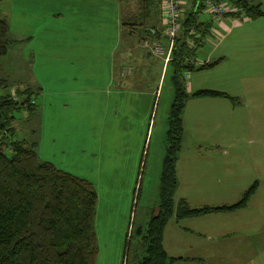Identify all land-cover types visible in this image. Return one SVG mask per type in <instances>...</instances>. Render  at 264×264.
<instances>
[{
	"label": "rangeland",
	"instance_id": "obj_1",
	"mask_svg": "<svg viewBox=\"0 0 264 264\" xmlns=\"http://www.w3.org/2000/svg\"><path fill=\"white\" fill-rule=\"evenodd\" d=\"M5 5L0 0V16L12 41L0 55V76L11 91L30 90L33 103L30 109L14 111L15 135L34 143L41 159L94 183V264H122L124 253L128 264H137L143 228L159 199V173L172 144L180 148L175 202L185 197L192 206L209 199L232 203L256 182L254 212L261 215L249 220L264 230L263 73L245 74L250 85L244 103L249 104L229 121L222 120L226 131L220 121L211 126L193 112L180 127L174 119L176 95L167 61L143 45L145 39L165 43L163 37L140 38L142 29L130 35L125 26L126 31L118 32L123 52H109L116 27L111 21L102 24L106 11L95 4L86 11L89 18L83 12L80 24L72 18L75 13L54 3H39L25 12L6 11ZM198 19L211 17L203 9ZM146 50L153 56L139 55ZM196 72L189 75L196 77ZM239 235L226 239L227 246ZM251 239L263 245L264 231Z\"/></svg>",
	"mask_w": 264,
	"mask_h": 264
},
{
	"label": "trees",
	"instance_id": "obj_2",
	"mask_svg": "<svg viewBox=\"0 0 264 264\" xmlns=\"http://www.w3.org/2000/svg\"><path fill=\"white\" fill-rule=\"evenodd\" d=\"M235 7V15L250 18L264 16V9L254 0H228ZM142 10L122 19L131 31L141 29L148 12L145 7L157 6L160 20V0H141ZM179 30L174 38L166 69L170 68L172 87L176 95L174 119L182 124V111L190 96H228L210 88L186 89L189 71L213 66L220 57L198 62L194 39L202 32L198 19L205 0H184ZM205 10V9H204ZM157 20V22H158ZM139 21V22H138ZM144 27L151 37H162V24ZM8 24L0 16V55L6 53L12 38ZM165 69V70H166ZM186 74V76H185ZM7 79L0 76V264H94L98 252L95 229L97 191L92 181L61 169L49 160L41 159L35 144L15 135L14 111L32 107L31 91L15 87L9 89ZM177 120V121H176ZM179 145L168 147L160 172L159 199L143 230V250L137 264H171L176 256L167 254L163 246L165 223L174 216L181 218L213 210H230L247 203L256 190L252 183L232 203L192 206L173 195L177 187L176 157ZM125 261V262H124ZM125 253L122 264H128Z\"/></svg>",
	"mask_w": 264,
	"mask_h": 264
},
{
	"label": "crops",
	"instance_id": "obj_3",
	"mask_svg": "<svg viewBox=\"0 0 264 264\" xmlns=\"http://www.w3.org/2000/svg\"><path fill=\"white\" fill-rule=\"evenodd\" d=\"M254 1L259 2L264 9V0ZM44 2L54 3L56 7H62V10L68 9L70 13H75L76 16L72 18L79 24V20L82 21L79 18H82L83 12L89 11L93 4L100 10L105 9L106 12L101 13L103 18L106 17L102 18L105 20L102 21V24L111 21L112 26L116 27V30H113L115 34L109 52L123 50L122 40L118 33L120 28L121 32L126 31L125 25H122V19L133 12L142 10L141 0H5V7L6 11L13 12L15 9L25 12L28 9L34 10L36 4ZM233 7V4H228L223 19L220 22L215 21V26L212 24L210 14V20H200L203 22L201 24L202 32L199 31L200 36L194 39L196 60L202 62L218 57L220 60L213 66L197 69L196 77L190 76L188 73L186 89L188 91L199 88L217 89L228 93L234 99L222 95L190 96L186 99L183 107L182 123H184L188 112H193L197 119L208 120L211 126L215 121H220L219 125L223 131H226V127H223L225 123L222 120L229 121L232 118L231 115L239 113L240 106L249 104L244 103L247 85H250L245 74L247 72L264 74V16L256 18H250L243 14L238 16L232 13ZM145 8L148 12L147 16L143 20L139 18L140 22H144L140 38L150 36L144 27L148 24H155L160 17L157 16V6L154 4ZM104 14L107 15L104 16ZM89 16L90 13L86 12V18ZM157 23H162V19L160 18ZM137 27L132 31L129 29L127 32L130 35L134 34L138 30ZM119 45L120 47H118ZM198 50H201V55ZM139 55L148 58L152 53L146 50L145 54ZM261 88H264V85ZM176 168L178 171V164ZM177 176L179 177V175ZM255 196L256 190L245 205L230 210H213L181 218L170 216L164 226L162 241L167 254L176 256L171 264H221L222 262H225L224 264H264V244H254L251 239L253 234L264 231L262 225H257L254 220H249L255 218V215L256 217L261 215V213L254 212ZM222 203L229 202L213 203L209 199L203 201L202 205ZM233 234L240 235L228 247L226 239Z\"/></svg>",
	"mask_w": 264,
	"mask_h": 264
},
{
	"label": "built area",
	"instance_id": "obj_4",
	"mask_svg": "<svg viewBox=\"0 0 264 264\" xmlns=\"http://www.w3.org/2000/svg\"><path fill=\"white\" fill-rule=\"evenodd\" d=\"M228 2V0H205L204 9L211 15L214 21L220 22L226 13ZM183 4L184 0H160L162 17L161 36L165 43L158 40H152L150 42L147 39L143 42V45L148 47L153 54L162 56L165 61L170 57L174 38L179 30Z\"/></svg>",
	"mask_w": 264,
	"mask_h": 264
}]
</instances>
